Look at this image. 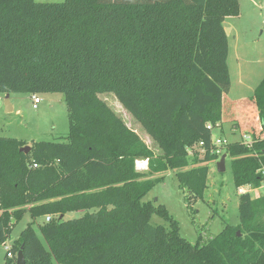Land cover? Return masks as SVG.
<instances>
[{
  "label": "trees",
  "instance_id": "16d2710c",
  "mask_svg": "<svg viewBox=\"0 0 264 264\" xmlns=\"http://www.w3.org/2000/svg\"><path fill=\"white\" fill-rule=\"evenodd\" d=\"M239 15V0H0V94L59 93L69 110L66 142H35L25 154V141L0 137V248L32 220L5 264L19 251L25 264H264V194H240L239 225L195 244L164 206L143 201L169 170L186 201L203 197L208 164L220 158L213 130L224 124L253 137L223 148L235 187L264 182V79L249 99L228 100L224 23ZM101 94H113L163 155ZM136 160L149 171L137 172Z\"/></svg>",
  "mask_w": 264,
  "mask_h": 264
},
{
  "label": "rangeland",
  "instance_id": "374dc122",
  "mask_svg": "<svg viewBox=\"0 0 264 264\" xmlns=\"http://www.w3.org/2000/svg\"><path fill=\"white\" fill-rule=\"evenodd\" d=\"M37 3H62L64 0H35ZM240 15L229 17L225 23L232 27L229 38L231 47L229 66L231 69L233 91L237 89L238 62L235 55L239 50L241 57L242 71L248 68L243 74V79L250 77V72L258 66L257 61L262 62L264 69V0H239ZM224 23V24H225ZM254 60V63L252 64ZM258 74L254 71L252 75L253 84L257 82ZM40 100L38 107H34L32 96L29 94H12L9 100L13 106V112L5 111L6 95L0 94V137L14 138L22 140L31 146L35 142L62 141L66 142L69 133V110L65 98L62 94H38ZM100 99L104 101L123 121L132 129L140 139L158 156L163 152L155 141L143 129L141 124L122 106L113 94H101ZM223 138L229 142L240 140L238 133H234L226 125L224 130H213V139ZM196 145L189 150V167H193V157L197 153ZM201 155V154H200ZM222 156H220L221 158ZM202 159V155L198 157ZM219 158V159H220ZM148 160H136L135 170L139 173L149 171ZM217 161L208 164L207 188L203 197L187 202V194L180 189L174 171L169 170L165 178L158 182L143 199L152 202L154 205H162L169 212L170 216L178 223L180 235L188 242H206L220 234L227 226H238L239 217V192L235 187L231 158H226V170L219 173ZM159 175H153V179ZM253 198L264 194V187H260L250 192ZM193 199V200H192ZM85 212H73L61 216V219L70 220L82 217ZM54 218V217H53ZM45 219V218H44ZM32 222L29 216H25L18 222L8 239L0 248V264H5L7 248L17 240L28 224ZM153 224L167 225L164 220L154 215ZM42 219H38L33 224L38 237L44 242L43 235L39 230Z\"/></svg>",
  "mask_w": 264,
  "mask_h": 264
},
{
  "label": "crops",
  "instance_id": "0c3cea01",
  "mask_svg": "<svg viewBox=\"0 0 264 264\" xmlns=\"http://www.w3.org/2000/svg\"><path fill=\"white\" fill-rule=\"evenodd\" d=\"M224 25H225L226 30L229 31V33L227 34V35H228V39H229L233 28H232V27L229 28V26H227L226 23H225ZM230 51H231V47H230V43H229L228 66H229V58H230V55H231V54H230ZM238 54H239V50L237 51V54L235 55V59H236V61L238 62V64H237L238 66H237L236 69H237V71H238V78H239L240 80L238 81L237 89L234 90V91H233L234 84H233V82H232L231 69H230V66H229V72H230V78H231V88H230L229 93H228V100H229L230 102H235V101H241V100L249 99V98L253 95L255 89L258 87V85H259V84L261 83V81L264 79V73H263V74H261L260 76H258V77L256 78V79H258V78L260 77V78L257 80V82H256L255 84L252 83V82H253L252 75H253L254 71L257 72V74H258L260 71H264V69L262 68V62H261L260 60L257 61L258 66H256V68H254V70H252V71L250 72V77L247 78L246 80L243 79V78H244V77H243V74H244L245 72H247L248 69H250V68H248V69L245 68V70L242 71V66H241V64H240V63H241V62H240V61H241V60H240L241 57H240ZM253 63H254V60H253L252 64H253ZM226 125L229 126V129H230L232 132H236V131L234 130V128H232L231 124H224V125L222 126V128L219 129V131L224 130V127H226ZM236 133H237V132H236ZM238 134H239V133H238ZM244 135L248 136V135H251V134H249V133H244L243 135H242V134H239L240 137H242V136H244Z\"/></svg>",
  "mask_w": 264,
  "mask_h": 264
},
{
  "label": "built area",
  "instance_id": "2783aa9c",
  "mask_svg": "<svg viewBox=\"0 0 264 264\" xmlns=\"http://www.w3.org/2000/svg\"><path fill=\"white\" fill-rule=\"evenodd\" d=\"M32 100L34 102V107L37 108L38 107V103H39V99L36 95L32 96ZM242 142H244L246 145H251L253 143V137L251 135H244L241 137L240 139ZM229 143L228 140L226 139H222V138H218L216 140L212 139V148L210 150L211 154H216L219 157L223 154V148ZM38 165L34 164L33 167L37 168ZM264 174V172H263ZM262 187H264V182L261 185ZM256 189H253L249 186H245V187H241L238 189L239 194H246V193H250L252 191H254ZM46 220L49 222L51 220V216H47ZM10 249L11 246L7 248V252L9 257H12V254L10 253Z\"/></svg>",
  "mask_w": 264,
  "mask_h": 264
},
{
  "label": "water",
  "instance_id": "95a60500",
  "mask_svg": "<svg viewBox=\"0 0 264 264\" xmlns=\"http://www.w3.org/2000/svg\"><path fill=\"white\" fill-rule=\"evenodd\" d=\"M226 33L228 34L229 31L226 30ZM10 95H6V100H5V111L7 113H11L13 112V106L9 100ZM31 151V147L29 146H25L21 149V152L27 154ZM226 158H227V154L222 155V157L217 161L216 165H217V170L219 173H224L226 170ZM62 218V217H61ZM16 264H25V257L23 254V251H19L18 255H17V262Z\"/></svg>",
  "mask_w": 264,
  "mask_h": 264
}]
</instances>
